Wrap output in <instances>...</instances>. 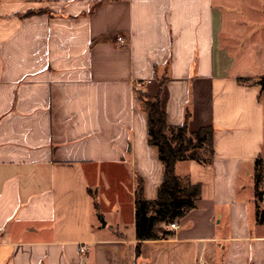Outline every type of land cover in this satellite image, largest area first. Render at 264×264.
Masks as SVG:
<instances>
[{"label":"crops","instance_id":"obj_1","mask_svg":"<svg viewBox=\"0 0 264 264\" xmlns=\"http://www.w3.org/2000/svg\"><path fill=\"white\" fill-rule=\"evenodd\" d=\"M262 79L264 0H0V264H264ZM159 94L215 155L177 164L201 199L137 257L136 177L153 201L164 173L138 96Z\"/></svg>","mask_w":264,"mask_h":264},{"label":"trees","instance_id":"obj_2","mask_svg":"<svg viewBox=\"0 0 264 264\" xmlns=\"http://www.w3.org/2000/svg\"><path fill=\"white\" fill-rule=\"evenodd\" d=\"M101 2L94 4L89 14ZM45 13L44 11H29L22 15L27 18ZM240 83H247L240 80ZM264 89V79L259 81ZM139 108L148 116L149 144L159 149V159L163 164V180L158 188L157 199L149 201L145 198L143 179L137 175L135 188L136 217V256L140 257L145 241L169 239L175 231L169 226L180 222L190 212L197 208V202L202 196V185L193 184L189 175H177L176 166L179 162L195 161L209 166L214 161V129L203 127L198 132H190V113L185 114L184 123L178 127L169 126L165 113L161 108V95L157 97L138 96ZM263 160L255 162V196L257 201V222L264 224L263 191L260 183L263 178Z\"/></svg>","mask_w":264,"mask_h":264},{"label":"built area","instance_id":"obj_3","mask_svg":"<svg viewBox=\"0 0 264 264\" xmlns=\"http://www.w3.org/2000/svg\"><path fill=\"white\" fill-rule=\"evenodd\" d=\"M117 41H118V43L120 44V46H125L126 45V40H124L122 37H118L117 38ZM169 229L170 230H173V231H176V230H178L179 229V223L178 222H175V223H173V224H171L170 226H169ZM86 247L85 246H82L81 247V249H80V251L83 253V252H85L86 251Z\"/></svg>","mask_w":264,"mask_h":264},{"label":"rangeland","instance_id":"obj_4","mask_svg":"<svg viewBox=\"0 0 264 264\" xmlns=\"http://www.w3.org/2000/svg\"><path fill=\"white\" fill-rule=\"evenodd\" d=\"M254 182H255V180H254ZM254 194H255V191H254ZM256 195V194H255ZM254 195V198H255V200H256V196Z\"/></svg>","mask_w":264,"mask_h":264}]
</instances>
